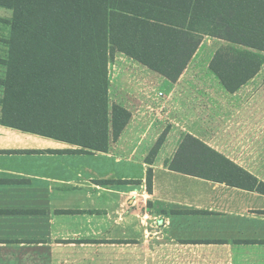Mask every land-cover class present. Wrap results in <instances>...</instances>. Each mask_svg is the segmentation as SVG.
I'll list each match as a JSON object with an SVG mask.
<instances>
[{"label": "crops", "instance_id": "crops-1", "mask_svg": "<svg viewBox=\"0 0 264 264\" xmlns=\"http://www.w3.org/2000/svg\"><path fill=\"white\" fill-rule=\"evenodd\" d=\"M12 16L0 7V121ZM109 78L133 118L107 153L0 122V264H264V66L227 91L242 96L238 115L194 135L245 172L229 182L168 167L185 136H166L147 163L173 83L124 54Z\"/></svg>", "mask_w": 264, "mask_h": 264}, {"label": "trees", "instance_id": "trees-1", "mask_svg": "<svg viewBox=\"0 0 264 264\" xmlns=\"http://www.w3.org/2000/svg\"><path fill=\"white\" fill-rule=\"evenodd\" d=\"M0 7L13 11L0 122L89 154L109 152L133 118L109 94L118 54L176 84L203 39L214 38L230 45L216 52L210 69L231 93L264 66V0H0ZM167 165L225 182L231 169L240 170L192 135Z\"/></svg>", "mask_w": 264, "mask_h": 264}, {"label": "rangeland", "instance_id": "rangeland-1", "mask_svg": "<svg viewBox=\"0 0 264 264\" xmlns=\"http://www.w3.org/2000/svg\"><path fill=\"white\" fill-rule=\"evenodd\" d=\"M228 46L205 37L177 85L161 86L165 94L160 99L168 106L162 115L165 120L159 121L161 137L171 134L177 141L186 135L208 136L214 130V123L224 122L229 119V113L238 115L244 108L242 96H230L210 69L216 52Z\"/></svg>", "mask_w": 264, "mask_h": 264}, {"label": "built area", "instance_id": "built-area-1", "mask_svg": "<svg viewBox=\"0 0 264 264\" xmlns=\"http://www.w3.org/2000/svg\"><path fill=\"white\" fill-rule=\"evenodd\" d=\"M164 96V94L163 93H159V97L161 98V97H163Z\"/></svg>", "mask_w": 264, "mask_h": 264}]
</instances>
